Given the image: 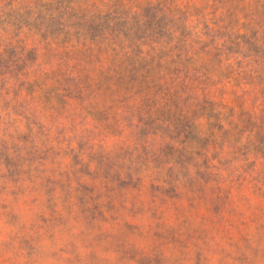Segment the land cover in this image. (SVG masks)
<instances>
[{"label": "rangeland", "instance_id": "rangeland-1", "mask_svg": "<svg viewBox=\"0 0 264 264\" xmlns=\"http://www.w3.org/2000/svg\"><path fill=\"white\" fill-rule=\"evenodd\" d=\"M182 33L264 52V0H0V264H264V145L200 157L213 108L186 149L166 125L125 140L121 99L82 103L93 53L189 49Z\"/></svg>", "mask_w": 264, "mask_h": 264}, {"label": "trees", "instance_id": "trees-1", "mask_svg": "<svg viewBox=\"0 0 264 264\" xmlns=\"http://www.w3.org/2000/svg\"><path fill=\"white\" fill-rule=\"evenodd\" d=\"M178 37L190 48L109 49L105 58L102 52L93 53V61H105L107 68L100 69L109 87L102 90L97 86L88 92V82L104 76L97 75L95 68H86L84 81L76 77L82 103L95 107L92 102L106 96L109 90L112 99L108 102L121 99L126 104L123 113H115L106 120L110 127L120 129L125 140L140 129L162 132L166 125L182 137V141L170 139L169 143L173 142V146L178 143L179 148L186 149L193 123L202 125L199 121L205 117V111L213 108L212 113L217 112L213 116L220 123H212L207 116L210 128L203 134L210 136L198 153L200 157H207L212 147L220 146L222 151L225 145L241 142L244 134L247 145L263 146L264 52L194 49L197 39L185 33ZM82 82L84 87L80 86ZM227 96L230 99L226 101ZM234 132L238 137L225 139L226 133ZM218 137H222L221 143ZM218 186L223 190L221 181Z\"/></svg>", "mask_w": 264, "mask_h": 264}]
</instances>
